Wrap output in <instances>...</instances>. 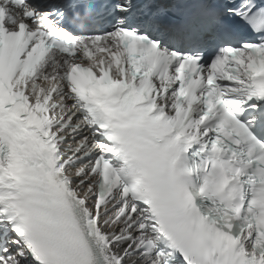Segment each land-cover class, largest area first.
Returning <instances> with one entry per match:
<instances>
[{
  "label": "snow or ice",
  "instance_id": "obj_1",
  "mask_svg": "<svg viewBox=\"0 0 264 264\" xmlns=\"http://www.w3.org/2000/svg\"><path fill=\"white\" fill-rule=\"evenodd\" d=\"M255 8L0 0V264H264Z\"/></svg>",
  "mask_w": 264,
  "mask_h": 264
}]
</instances>
